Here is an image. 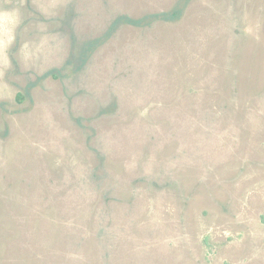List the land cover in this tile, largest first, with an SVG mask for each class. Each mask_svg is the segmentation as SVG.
I'll use <instances>...</instances> for the list:
<instances>
[{"label":"rangeland","instance_id":"rangeland-1","mask_svg":"<svg viewBox=\"0 0 264 264\" xmlns=\"http://www.w3.org/2000/svg\"><path fill=\"white\" fill-rule=\"evenodd\" d=\"M0 264H264V0H0Z\"/></svg>","mask_w":264,"mask_h":264}]
</instances>
